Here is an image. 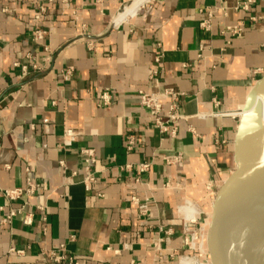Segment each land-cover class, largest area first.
Returning a JSON list of instances; mask_svg holds the SVG:
<instances>
[{"label":"crops","instance_id":"obj_1","mask_svg":"<svg viewBox=\"0 0 264 264\" xmlns=\"http://www.w3.org/2000/svg\"><path fill=\"white\" fill-rule=\"evenodd\" d=\"M143 1L150 10L131 16ZM244 3L0 0V264H57L52 252L80 264H190L264 76V0L249 11ZM43 6L47 35L36 41ZM229 26L241 36L224 33ZM169 88L183 94L175 138L140 102L142 91ZM177 155L182 167L166 163ZM15 189L25 193L8 200ZM12 210L22 214L5 223Z\"/></svg>","mask_w":264,"mask_h":264},{"label":"water","instance_id":"obj_2","mask_svg":"<svg viewBox=\"0 0 264 264\" xmlns=\"http://www.w3.org/2000/svg\"><path fill=\"white\" fill-rule=\"evenodd\" d=\"M245 112L235 138L236 168L213 199L190 264H248L251 233L264 223V76L252 89ZM252 133L256 139L245 145Z\"/></svg>","mask_w":264,"mask_h":264},{"label":"built area","instance_id":"obj_3","mask_svg":"<svg viewBox=\"0 0 264 264\" xmlns=\"http://www.w3.org/2000/svg\"><path fill=\"white\" fill-rule=\"evenodd\" d=\"M48 4H51L55 2V0H45ZM67 2V0H63ZM244 4L242 9L245 11H249V5L254 3V0H244ZM150 6L143 2L135 12H132L131 16L133 17H141L142 12L150 10ZM46 14V8L43 6L41 7L40 11L36 14L35 17V40L40 41L45 38L47 35V32L41 29V21L44 19ZM203 27L207 30L210 29V21H206L203 24ZM224 33L231 34L232 36H241L242 34V28L239 26H229L225 29ZM158 58L156 61L159 63ZM34 70L36 72H39L40 69L36 66H34ZM72 69L67 70L64 74L65 77H70L72 74ZM183 97V94L175 91L174 89H167L163 93H149L142 91L140 92V102L143 108H145L149 113L150 116L154 119L155 125L160 131V133L164 136H168L171 138H175L178 133V126L179 123L185 119V116L180 112L181 108V99ZM101 101L104 106H108L111 104V95L107 91L103 93L101 96ZM168 101V107L165 106L164 102ZM134 146L133 140L129 142V149L131 150ZM82 155L87 157V163H94V152L92 150H84L82 151ZM165 161L168 165H175V166H183V158L182 155H177L173 157H167L165 158ZM141 171L144 172L149 168L148 164H142L141 165ZM88 182L93 181V178L88 177ZM37 187L34 186L32 183L29 184V189L26 191V193H32ZM25 192L22 189H15L10 190L5 193V197L10 200L14 201L16 199H19L22 197V195ZM132 202L139 206L140 212L142 214H146L148 212V205L141 204L137 198H133ZM18 214H22L21 210H12L10 215L5 219V223H10L11 220L17 216ZM50 260L54 263L61 264H80L79 261H77L74 257H69L64 254H59L56 252H52L50 254Z\"/></svg>","mask_w":264,"mask_h":264},{"label":"bare ground","instance_id":"obj_4","mask_svg":"<svg viewBox=\"0 0 264 264\" xmlns=\"http://www.w3.org/2000/svg\"><path fill=\"white\" fill-rule=\"evenodd\" d=\"M143 2L136 5L135 11ZM257 102H261V100L257 99ZM251 237L254 240V244L245 254V260L248 264H264V223L251 233Z\"/></svg>","mask_w":264,"mask_h":264},{"label":"rangeland","instance_id":"obj_5","mask_svg":"<svg viewBox=\"0 0 264 264\" xmlns=\"http://www.w3.org/2000/svg\"><path fill=\"white\" fill-rule=\"evenodd\" d=\"M196 211L200 212L198 209ZM206 219H207V217H205L204 220L200 221L201 226L199 227V231L194 233L193 236H192L193 238L190 241V249H189L190 252H189V254L187 256V260L188 261H185V263L189 262L192 259H194V257L198 254L197 253L198 239L200 238V235L202 233V228H203V225L206 222Z\"/></svg>","mask_w":264,"mask_h":264}]
</instances>
